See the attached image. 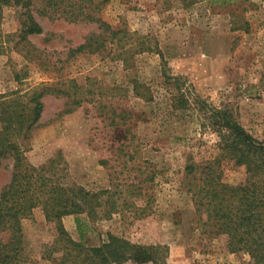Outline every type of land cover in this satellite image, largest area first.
Returning <instances> with one entry per match:
<instances>
[{
  "label": "rangeland",
  "instance_id": "obj_1",
  "mask_svg": "<svg viewBox=\"0 0 264 264\" xmlns=\"http://www.w3.org/2000/svg\"><path fill=\"white\" fill-rule=\"evenodd\" d=\"M94 1L102 21L133 32L135 45L145 41L158 50L134 54L109 46L71 56L98 26L50 19L35 5L44 31L30 37L36 51L28 56L11 44L0 53V112L3 104H26L31 111L35 87L65 90L85 101L66 113L73 107L67 95L43 98V115L23 141L27 161L36 167L55 161L58 169L67 168L71 183L99 195L96 214L85 221L87 247L113 235L136 245L168 246L167 264H253L247 253L229 251L225 235L198 224L186 169L220 158L224 183L245 180V165L221 158L219 138L208 127L206 111L213 108L229 110L264 142V0ZM17 12L14 5L3 9V35L18 33ZM170 76L182 77L205 104L172 109ZM135 82L151 101L135 94ZM17 94L22 99L13 100ZM12 172L13 161L6 160L0 191ZM76 217H64L63 225L80 242ZM22 225L26 256L38 264L62 256L51 251L58 233L41 207ZM0 238L8 235L0 232Z\"/></svg>",
  "mask_w": 264,
  "mask_h": 264
},
{
  "label": "trees",
  "instance_id": "obj_2",
  "mask_svg": "<svg viewBox=\"0 0 264 264\" xmlns=\"http://www.w3.org/2000/svg\"><path fill=\"white\" fill-rule=\"evenodd\" d=\"M7 5L17 8L20 29L14 35H3L0 29V39H8L0 42V53L12 46L28 56L36 51L30 37L42 35L44 31L34 15L35 5H39L40 13L50 19L88 22L98 26V32L88 34L83 44L70 51L71 56L102 51L109 46L128 53L133 51L134 54L158 50L156 45L146 46L145 41L135 45L138 39L133 32L115 29L102 21L97 15L100 3L94 0H0V26L3 9ZM166 79L175 88L174 91L171 89L172 98L174 96L172 109L183 110L190 105L205 104L182 77ZM142 87V83L135 82V94L146 98V93L140 92ZM54 93L68 96L73 107L66 113L81 107L85 101L83 97L71 96L65 90L35 87L30 92L31 111L26 104H22L20 109H14L13 104H3L0 112V171L6 160L13 161L11 180L0 191V232L8 235L6 239L0 238V264H38L25 254L22 225V221L38 207L45 212L47 221L55 224L58 233L57 240L51 244V251L62 252V256L55 258L52 264H122L127 261L167 264L169 249L165 245H136L108 235V242L87 247L84 242L85 221L96 214L99 195L71 183L67 168L58 169L55 161L40 167L27 161L23 141L30 138L43 115V98ZM16 96L13 100L22 99L19 94ZM8 100L13 103L12 99ZM147 100L151 101L152 97ZM208 113V127L219 138L221 158L236 165H245L246 176L243 183L230 186L222 180L220 158L202 166L189 165L186 170L191 178L190 191L193 192L198 224L201 223L207 233L225 235L230 252H245L253 264H264V142L257 141L229 110L213 108L206 111ZM69 215L77 216L76 224L82 237L80 242L73 240L63 225V218ZM80 215H85V218H80ZM43 259L47 256L44 255Z\"/></svg>",
  "mask_w": 264,
  "mask_h": 264
}]
</instances>
